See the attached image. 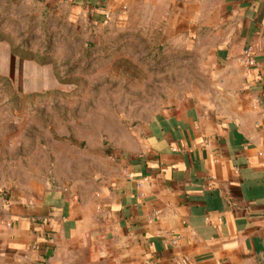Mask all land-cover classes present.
<instances>
[{"label":"crops","instance_id":"crops-1","mask_svg":"<svg viewBox=\"0 0 264 264\" xmlns=\"http://www.w3.org/2000/svg\"><path fill=\"white\" fill-rule=\"evenodd\" d=\"M38 1L147 29L157 96L63 171L2 184L0 264H264V0Z\"/></svg>","mask_w":264,"mask_h":264},{"label":"rangeland","instance_id":"rangeland-1","mask_svg":"<svg viewBox=\"0 0 264 264\" xmlns=\"http://www.w3.org/2000/svg\"><path fill=\"white\" fill-rule=\"evenodd\" d=\"M54 6L0 0L2 190L3 183L39 180L51 164L63 171L69 161L82 160L91 139L98 144L104 135L107 143L108 135L146 114L143 102L157 96L148 92L156 79L152 74L149 81L148 68L156 69L147 29H92L66 6ZM133 36L140 37L134 44Z\"/></svg>","mask_w":264,"mask_h":264},{"label":"built area","instance_id":"built-area-1","mask_svg":"<svg viewBox=\"0 0 264 264\" xmlns=\"http://www.w3.org/2000/svg\"><path fill=\"white\" fill-rule=\"evenodd\" d=\"M242 62L247 66H254L255 60H254V53L252 48H248L243 53ZM4 194V190L0 188V195Z\"/></svg>","mask_w":264,"mask_h":264}]
</instances>
